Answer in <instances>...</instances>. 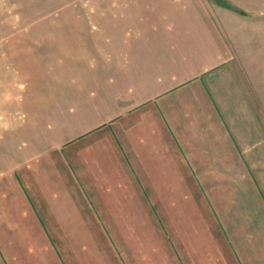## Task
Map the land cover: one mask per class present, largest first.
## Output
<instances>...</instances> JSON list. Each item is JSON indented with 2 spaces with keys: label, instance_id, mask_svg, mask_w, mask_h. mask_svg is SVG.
I'll use <instances>...</instances> for the list:
<instances>
[{
  "label": "crops",
  "instance_id": "obj_1",
  "mask_svg": "<svg viewBox=\"0 0 264 264\" xmlns=\"http://www.w3.org/2000/svg\"><path fill=\"white\" fill-rule=\"evenodd\" d=\"M134 1L47 39L46 70L27 78L42 79L33 109L67 134L44 158L56 202L43 208L13 170L15 195L53 264L76 260L77 221L103 230L102 217L128 225L121 257L97 244L93 264H264V112L244 65L241 17L213 0ZM31 46L23 54L34 55ZM156 207L179 208L172 226L150 214ZM48 212L72 230L48 229Z\"/></svg>",
  "mask_w": 264,
  "mask_h": 264
},
{
  "label": "rangeland",
  "instance_id": "obj_2",
  "mask_svg": "<svg viewBox=\"0 0 264 264\" xmlns=\"http://www.w3.org/2000/svg\"><path fill=\"white\" fill-rule=\"evenodd\" d=\"M122 1L0 0V257L5 264H10V261L12 264L54 263L52 252L48 250L34 223L29 220L26 208L19 203L22 198L16 197L11 178L13 170H16L15 181L26 194L32 195L40 205L43 204V208L44 204L55 205L56 200L47 191L44 158L47 152L55 151L67 134L62 133L65 128L59 127L56 119H48L42 110L33 109L31 102L35 107L37 99H41L42 79L35 78L33 86L27 75L29 76V71L46 70L48 61L42 56V50L46 55L47 39L55 40L62 38V33H68L59 29L73 28L77 23L105 22L106 8L121 4ZM213 1L233 12L236 17H241V28L245 34L243 38L247 37L249 42L247 47L242 48L243 58L247 60L244 65L250 76L255 99L264 112V0ZM31 45H37L34 55L23 54L22 50H31ZM40 50L41 53H38ZM55 57L51 55L49 58L51 71L52 67H56L52 62ZM56 73L54 70L51 75L56 76ZM49 80L50 91L54 92L57 79ZM37 92L40 98L36 96ZM33 173L36 180L31 182L30 174ZM112 205L123 207L127 211L126 215L138 211V208L128 203H124V206L119 203ZM178 209L156 207L152 208L150 214L164 221L165 228H168L173 225L170 217ZM183 209L186 211L189 208ZM113 219L98 218L99 226L103 230H99L98 224L93 221L86 224L81 220L77 221L75 228L80 232V238L75 240L73 246L76 260L74 261L75 256L67 258L69 263L65 264H93L92 251L97 244H104L109 250L115 249L121 257L122 227L124 225L126 228L128 224L121 221L122 218L118 222L112 221ZM40 220L46 223L48 229L54 228L60 222L62 229L72 230L70 222L65 218L53 217L50 212L47 215L42 214ZM86 230H96L97 233H93L91 237ZM130 230L141 232L144 230L143 224L130 223ZM157 230L164 231L158 225Z\"/></svg>",
  "mask_w": 264,
  "mask_h": 264
}]
</instances>
